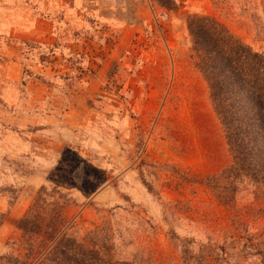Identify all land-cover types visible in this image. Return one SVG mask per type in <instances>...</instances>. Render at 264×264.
Wrapping results in <instances>:
<instances>
[{"label":"rangeland","instance_id":"1","mask_svg":"<svg viewBox=\"0 0 264 264\" xmlns=\"http://www.w3.org/2000/svg\"><path fill=\"white\" fill-rule=\"evenodd\" d=\"M173 2L0 0V264H264V185H207L231 154L187 29L264 51V0Z\"/></svg>","mask_w":264,"mask_h":264},{"label":"trees","instance_id":"2","mask_svg":"<svg viewBox=\"0 0 264 264\" xmlns=\"http://www.w3.org/2000/svg\"><path fill=\"white\" fill-rule=\"evenodd\" d=\"M155 1L166 9L174 6L173 0ZM187 29L197 57L196 66L207 83L231 154L230 165L207 185L220 201L232 202L242 182L264 185V51L253 49L209 15H189ZM58 233L48 236L51 243ZM58 235L61 237L50 246L51 250L59 251L58 245L64 240L71 242L64 234ZM63 247L67 249V244ZM64 249L60 254H64ZM92 259L72 261L94 264Z\"/></svg>","mask_w":264,"mask_h":264}]
</instances>
